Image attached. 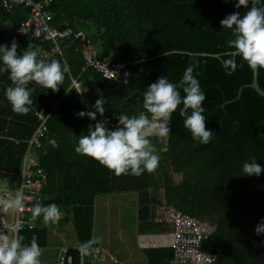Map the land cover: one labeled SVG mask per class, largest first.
I'll use <instances>...</instances> for the list:
<instances>
[{
	"label": "trees",
	"instance_id": "16d2710c",
	"mask_svg": "<svg viewBox=\"0 0 264 264\" xmlns=\"http://www.w3.org/2000/svg\"><path fill=\"white\" fill-rule=\"evenodd\" d=\"M235 3L236 0H52L50 10L56 26L64 28L68 22L73 29L84 31L101 59L116 50L121 53L118 60L127 65L130 75L106 80L93 69L82 70L91 53L90 44L65 41L61 45L63 56L51 55L50 45L17 32L30 11L18 7L14 12H5L0 0V44L10 46L15 40L18 52L34 50L40 59L66 61L70 67L55 93L29 84L35 91L31 111L26 115L12 112L4 96L11 82L6 71L0 73V171L13 175L21 171L27 142L41 125L39 113H43L49 137L39 153V166L48 175L42 204L55 203L64 218L71 219L78 246L92 239L98 195L139 192L147 199L143 198L141 211L147 212L148 190L163 182L168 206L213 223L215 229L205 239L203 250L216 258L215 264H264V234L257 235L255 231L264 220V173L259 177L241 175L243 163L251 158L264 168V98L250 87L254 70L241 57H235V71L225 64L234 51L227 45L233 36L222 29L220 21L235 11H246L243 6L236 9ZM8 30L16 32L8 35ZM190 65L195 66L206 95L203 107L206 127L214 132L211 143L193 141L179 115L180 105L171 118L170 136L162 141L152 138L160 156L157 176L148 172L117 176L96 160L75 152L80 135H86L89 126L95 124L77 113L95 111L93 105L103 97V116L117 123L120 114L136 115L143 111L142 94L148 85L163 75L170 81H179ZM87 78L95 80L100 92L81 107V95L72 88V79L80 82ZM258 85L264 90V68H258ZM170 169L183 175L180 184L172 182ZM35 220L41 223L42 217ZM47 233L42 226L18 236L24 237V243L35 236L41 248L45 247ZM164 251L163 257L169 263H162L152 253L147 264H173V250ZM70 253L78 264L77 251L71 249Z\"/></svg>",
	"mask_w": 264,
	"mask_h": 264
},
{
	"label": "clouds",
	"instance_id": "9594fccd",
	"mask_svg": "<svg viewBox=\"0 0 264 264\" xmlns=\"http://www.w3.org/2000/svg\"><path fill=\"white\" fill-rule=\"evenodd\" d=\"M242 6L246 9L243 14L235 11L220 21L222 29L230 31L233 36V39L227 41V45L234 51L225 64L235 71V57L239 56L252 70L264 68V0H236L234 7L240 9ZM21 31L24 32L23 28ZM18 47L15 40L10 46L0 44V73L6 71L11 82L5 89L4 96L11 105L12 112L26 115L31 111V96L35 91L29 84L35 83L55 93L69 73L70 67L66 61L40 59L34 50L26 48L18 52ZM194 69V65L188 66L179 81L175 82L170 81L167 75L158 77L142 94L143 111L132 116L118 115L114 129L108 128L102 121H97L94 126L90 125L87 134L80 135L75 152L96 160L117 176L152 173L160 162L152 138L167 139L170 136L171 118L180 105L182 107H179V115L193 141L201 145L211 143L214 132L206 127L207 118L203 107L206 95ZM105 102L101 97L93 105L95 111H81L76 115L81 118L87 116L96 121L97 114L103 116L105 113ZM262 173L264 168L257 163L256 158H251L242 165L241 175L259 177ZM14 204L18 208L22 207V198L17 197ZM32 216L42 217L45 224L55 225L61 220L62 213L55 203L36 202L32 208ZM210 227L214 228L212 225ZM255 231L257 235L264 234V220ZM100 244L101 239L93 237L81 243L79 251L82 254L98 251L92 246ZM41 255L35 236L29 243H24L23 236L10 238L6 233L0 232V264H42Z\"/></svg>",
	"mask_w": 264,
	"mask_h": 264
},
{
	"label": "built area",
	"instance_id": "2783aa9c",
	"mask_svg": "<svg viewBox=\"0 0 264 264\" xmlns=\"http://www.w3.org/2000/svg\"><path fill=\"white\" fill-rule=\"evenodd\" d=\"M52 0L36 2L33 0H1L5 12H14L18 7L28 9L30 16L17 32L38 38L41 43L50 45L49 53L63 56L61 45L65 41L80 40L90 44L91 53L85 61L83 71L93 69L106 80H118L130 75L127 65L118 60L121 55L114 51L111 56L100 58L99 51L91 45V41L82 30L73 29L67 22L64 28L54 24V17L50 10ZM23 28V31L21 29ZM80 82L72 79V88L79 90ZM71 91V90H69ZM86 100L81 96L80 106H85ZM41 125L28 140V149L23 157L21 171L16 174L20 179L18 197L22 198V207H14L13 219L6 221L2 211L3 196L10 197L9 192L0 194V232L6 233L10 238L18 236L24 231H36L42 226L32 216V208L36 202H43L42 190L48 179L47 173L39 166V153L44 150V143L48 140L46 127L47 117L39 113ZM97 121L105 122L107 127L114 129L117 123L108 116H101ZM95 125V124H94ZM5 174L0 171V175ZM15 200V199H14ZM166 220L173 225V240L171 248L174 252L173 264H215L216 258L203 250L205 239L210 235V225L199 219L189 217L169 207L165 213ZM98 251H89L82 254L79 246L74 248L78 253V264H96L104 253L103 246L93 245ZM71 248L64 246L59 249L56 264H75V258L70 253Z\"/></svg>",
	"mask_w": 264,
	"mask_h": 264
},
{
	"label": "crops",
	"instance_id": "0c3cea01",
	"mask_svg": "<svg viewBox=\"0 0 264 264\" xmlns=\"http://www.w3.org/2000/svg\"><path fill=\"white\" fill-rule=\"evenodd\" d=\"M15 32L16 31L13 32L12 30H8V35L15 34ZM80 82V89L78 91L86 101H89V99L91 100L93 97L99 94V87L93 78H87L86 80ZM94 87H96L95 92L90 94L89 90H91V88L94 90ZM162 151L164 150L162 149ZM165 167L167 168L165 169L168 171L169 166L167 165ZM159 168L160 167L158 166V168L152 172L155 176L160 173ZM5 176L7 175L3 174L2 178ZM169 176L171 177V180L174 184H180L183 180V175L175 173L172 171V169L169 170ZM7 191H0V194H6ZM148 192V199L150 202L147 212L141 211V204L145 202L143 198L146 196L140 195L139 192L131 191L119 194L115 193L110 195H98L95 198L92 238L99 237L101 239L104 233L109 236L108 229L112 228L111 214L113 213L110 205H118L120 208L118 210L115 230L117 247L115 249H107L105 244L101 242L104 253L102 258L96 264H130L132 262H135L136 264H147L148 260L150 259V254L152 253H155V257L162 260V263L170 262V260L166 261L163 255L165 256L164 250L172 249L171 244L173 240L174 228L173 225L165 218L166 210L172 206H168L166 203L165 187L163 182L158 187L149 189ZM10 197L15 199L12 195H10ZM127 201L135 203L134 206H127L131 209L134 207V215L132 217H134L135 220V229L133 230H128L125 224V219L129 218L131 214H127L125 217H123V212L125 211L124 205ZM61 213L62 218L57 224H46L49 225L47 229L48 238L45 242V247H41L42 255L40 259L42 264H56L59 249L64 246H67L71 249L78 247L76 234L74 230H72L73 228L71 219L69 218L66 220L64 218V213L62 211ZM119 215H121V222L119 225H117L119 221ZM43 225H45V223L42 220L40 226ZM69 230L70 232H68ZM70 236L71 244H69L67 241L68 237ZM134 247H136L138 251H135ZM161 249L163 252H159ZM161 257L163 258L161 259ZM162 263L160 262L159 264Z\"/></svg>",
	"mask_w": 264,
	"mask_h": 264
},
{
	"label": "rangeland",
	"instance_id": "374dc122",
	"mask_svg": "<svg viewBox=\"0 0 264 264\" xmlns=\"http://www.w3.org/2000/svg\"><path fill=\"white\" fill-rule=\"evenodd\" d=\"M95 90H96V87H94V90H93V88H91V90H89L90 94L92 92H95ZM153 138L158 139L159 141H162L161 138H158V137H153ZM163 150L165 151V148ZM18 186H19V178L17 176L8 175V176H5L3 178H0V191L2 192V191L8 190L9 194L12 195L15 199L18 197ZM134 205H135V203H131V201H129V202L127 201L126 204L124 205L125 211L123 212V217H125V215H127V214H131V216L129 218L125 219V224H126V227L128 228V230L129 229H131V230L135 229L134 228L135 220H134V217H132L134 215V207H132V209L127 207V206L131 207ZM110 207L113 210V213L111 214V216H112L111 217L112 228L108 229L109 230V236L106 233H104L102 235V237H101L102 241L101 242L105 244V247H107V249H115L117 247L116 246V237H115L116 221H117V217H118V210L120 208L118 205L115 206L114 204H111ZM110 207H108V208H110ZM104 210H105V207H104ZM133 221H134V223H133ZM120 222H121V215H119V221H118L117 225H119ZM207 223L213 226L212 222H207ZM43 226H45L48 229L49 225L45 224ZM68 232H70V230ZM70 240H71V236L68 237V239H67L69 244H71ZM134 250L138 251V249L136 247H134ZM130 264H136V263L132 262Z\"/></svg>",
	"mask_w": 264,
	"mask_h": 264
},
{
	"label": "water",
	"instance_id": "95a60500",
	"mask_svg": "<svg viewBox=\"0 0 264 264\" xmlns=\"http://www.w3.org/2000/svg\"><path fill=\"white\" fill-rule=\"evenodd\" d=\"M199 56H208V57H219L218 55H207V54H200ZM261 97L264 98V90H262L258 85V69L254 70V77L253 82L250 85ZM14 199L11 197H3L2 198V211L4 217L7 222L11 223L13 219V212H14ZM214 231V228L209 229V233L211 234Z\"/></svg>",
	"mask_w": 264,
	"mask_h": 264
}]
</instances>
